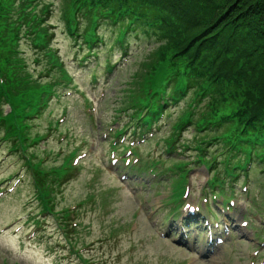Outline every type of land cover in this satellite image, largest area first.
I'll list each match as a JSON object with an SVG mask.
<instances>
[{"label":"rangeland","instance_id":"374dc122","mask_svg":"<svg viewBox=\"0 0 264 264\" xmlns=\"http://www.w3.org/2000/svg\"><path fill=\"white\" fill-rule=\"evenodd\" d=\"M28 2L25 5L22 0H0V70L3 71L0 92L4 95L6 85L11 88V84L25 77L7 78L14 74L11 70L15 69L18 59L8 47L18 49L21 65H25L18 70L21 73L15 74L37 80L33 84L35 89L22 94L16 93L19 90L16 88L10 98L2 96L0 112L17 118L19 147L25 153L30 152L35 161L31 163L33 167L47 172L50 166L60 164L70 151L73 157L58 186L52 210L42 212L33 193L30 161L20 150L9 148L0 134V232L5 229L0 234V264H264V162L255 164L246 177L238 176L234 194L225 193L231 196L228 214L242 229L228 227V234L224 235L221 224L223 242L213 250L215 254H200L206 231L204 235L199 233L193 242L194 231L189 230L184 241L188 246L176 239L174 229L171 235L163 233L167 237L161 238L165 223L185 219L181 215L187 207L195 206L205 217L226 213L223 205L214 207L218 198L211 203L207 200V207L202 208L207 196L201 189L207 173L200 164L187 166L192 167L185 183L187 192L171 217L167 214L174 199L165 200L171 190L170 180L163 177L150 185L149 172L131 170L110 154L111 129L128 122L127 115L132 110L130 94L147 81L145 75L138 76L150 60L154 44L150 39L128 37L123 53L113 43L115 27L100 21L95 31L102 41L93 45L96 49L93 56L91 52H84L79 36L68 34L61 16V0ZM44 10L48 12L46 21H39L38 15ZM47 23L51 25L50 45L70 79L63 78L68 83L57 84L43 106L44 70H48L52 59L47 47L38 46V39H43L41 32ZM77 25L81 31L84 20H78ZM7 56L12 57L8 71L4 68ZM106 59L114 62L108 73L104 69ZM188 98L189 93L176 104L166 106L156 119L157 128L152 126L145 134L147 140H136L139 143L136 157L142 163L161 156L164 160L156 166L159 169L173 167L174 158L191 161L190 150L172 155L163 152L164 137L170 133L171 124L186 115L178 114L186 107ZM7 99L15 111L4 104ZM122 105L126 107L124 110L120 108ZM184 129L179 140L190 144L196 133L191 125ZM129 130L116 138L119 141L116 143H127ZM218 148L210 145L212 152ZM133 162L139 165L140 160L132 158L130 163ZM116 165L119 167L115 168ZM243 179L247 182H242ZM65 210L66 220L63 219ZM8 232L16 233L7 237L10 246L3 240ZM190 244L196 246L192 248Z\"/></svg>","mask_w":264,"mask_h":264},{"label":"trees","instance_id":"16d2710c","mask_svg":"<svg viewBox=\"0 0 264 264\" xmlns=\"http://www.w3.org/2000/svg\"><path fill=\"white\" fill-rule=\"evenodd\" d=\"M22 2L29 4L28 0ZM61 2L66 30L68 34L81 38L86 52L94 54L96 49L93 45L100 42L95 31L100 21L115 27L113 43L122 52L128 37L150 39L154 44L150 49V60L142 66L138 76L145 75L147 81L130 94L132 110L127 115L128 124H131L137 138L144 141V135L166 106L176 104L189 93L186 107L178 114L186 115L173 122L170 133L164 137L165 154L172 155L176 149L181 154L184 150L193 152L191 161L174 158L172 160L176 163L173 167L164 168L171 177L172 186L186 177L190 169L186 166L191 163L203 165L208 173L205 188L214 193L215 189L223 188L226 179L227 183L234 184L238 176L246 177L255 164L264 162V0ZM43 6L46 7L45 4ZM47 13L44 10L38 15V20L46 21ZM80 19L84 20V25L78 31ZM50 27L47 23L41 32L43 39H38V46L47 47L52 59L48 70H44L43 106L57 84L68 82L62 80L68 77V73L49 42L52 37ZM7 50L18 57L15 69L11 70L14 74L7 75V78L13 80L15 75L25 77L11 84V88L4 87V95L0 92V105L2 96L10 98L11 91L16 88H19L16 93L21 91L25 94L35 89L33 84L37 81L25 74H15L21 73L18 70L25 65H21L18 49L8 47ZM11 58L4 57L6 71ZM112 66L110 59H106V72ZM200 103L203 104L200 106ZM4 104L12 111L16 110L8 99ZM120 108L124 110L126 107L122 105ZM188 125L196 133L190 144L179 140L180 133ZM16 128L17 118L0 112L1 138L7 140L9 148L20 150L30 161L33 193L41 211L50 212L72 153L64 156L60 164L50 166L49 171L39 170L31 165L35 161L31 159L30 152L25 153L19 147L20 136ZM119 131L121 129L116 130ZM177 141L181 143L179 147L175 145ZM210 145L219 147L218 151L212 152ZM161 161L156 158L153 162ZM175 188H179V182ZM67 218L65 210L63 219Z\"/></svg>","mask_w":264,"mask_h":264},{"label":"bare ground","instance_id":"6f19581e","mask_svg":"<svg viewBox=\"0 0 264 264\" xmlns=\"http://www.w3.org/2000/svg\"><path fill=\"white\" fill-rule=\"evenodd\" d=\"M232 228H234V226H232ZM215 253V251H210V254H214Z\"/></svg>","mask_w":264,"mask_h":264}]
</instances>
